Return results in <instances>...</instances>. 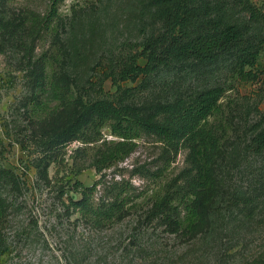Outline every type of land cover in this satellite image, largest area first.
<instances>
[{
	"label": "rangeland",
	"instance_id": "rangeland-1",
	"mask_svg": "<svg viewBox=\"0 0 264 264\" xmlns=\"http://www.w3.org/2000/svg\"><path fill=\"white\" fill-rule=\"evenodd\" d=\"M150 1L0 0V171H6L4 177L0 173V264H264V222L247 228L218 223L204 236L180 239L140 218L159 184L151 173L161 168L162 180L174 176L185 164V150L165 164L161 144L141 133L126 157L97 171L92 166L97 148L104 139L118 138L104 127L96 143L66 141L48 115L58 101L34 87L31 59L21 45L23 13L54 11L48 31L36 40L35 55L61 50V70L70 77L78 115L81 104L95 97L89 86L103 78L102 96L135 112L215 89L219 108L209 121L225 130V147L242 149L264 121V0H250L255 18L240 2L197 0L202 21L226 12L239 21L255 59L244 67L247 78L238 71L247 55L233 52L210 63L173 64L129 77L120 85L134 92L122 97L105 74L118 58L139 53L140 42L157 29ZM137 62L144 66L146 58ZM75 180L84 186L98 181L94 203L105 186L126 180L138 206L95 230L70 206L71 196L80 197Z\"/></svg>",
	"mask_w": 264,
	"mask_h": 264
},
{
	"label": "trees",
	"instance_id": "trees-1",
	"mask_svg": "<svg viewBox=\"0 0 264 264\" xmlns=\"http://www.w3.org/2000/svg\"><path fill=\"white\" fill-rule=\"evenodd\" d=\"M229 1L243 3L250 17L255 18L250 0ZM150 5L154 8L152 20L157 29L148 32L140 42L139 53L118 58L105 74L122 97H130L134 92L120 85L129 77L147 76L173 64L210 63L233 52L247 55L238 71L242 78L249 76L250 71H244V67L254 65V55L249 53L252 44L245 41L246 33L239 21L227 12L215 21L209 18L202 21L197 0H151ZM225 7L226 4L222 9ZM51 12L41 15L26 10L23 13L21 45L31 59L37 93L58 101L48 112L58 136H64L66 141L96 143L102 139V128L108 127L118 140L101 142L92 161L97 171L126 157L133 148L132 139L141 133L161 144L165 164H170L180 150L186 151L185 164L174 176L162 180L161 168L151 173L159 184L149 194L140 216L143 221L164 225L180 239L204 236L218 223L225 228L231 222H238V228H247L264 222V121L242 149H229L224 143L225 130L209 121L219 108V91L207 89L189 101L164 102L135 112L102 96L104 78L89 86L96 91L95 97L81 104L78 115L70 77L61 70V50L35 55L36 40L48 31ZM139 56L146 58L144 66L138 64ZM5 172L0 171L2 177ZM97 184L98 181L84 186L75 180L73 188L80 197H70L72 209L91 228L110 227L138 206L126 180L105 186L104 193L94 203ZM2 216L0 208V220Z\"/></svg>",
	"mask_w": 264,
	"mask_h": 264
}]
</instances>
